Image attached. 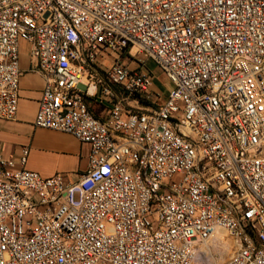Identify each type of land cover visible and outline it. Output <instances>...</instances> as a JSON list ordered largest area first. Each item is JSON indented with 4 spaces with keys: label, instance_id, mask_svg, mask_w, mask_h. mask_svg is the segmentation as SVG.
I'll return each instance as SVG.
<instances>
[{
    "label": "built area",
    "instance_id": "2783aa9c",
    "mask_svg": "<svg viewBox=\"0 0 264 264\" xmlns=\"http://www.w3.org/2000/svg\"><path fill=\"white\" fill-rule=\"evenodd\" d=\"M20 42L43 82L33 125L86 144L87 166L67 181L27 168V146L0 153V264H207L220 230L217 264H264V0H0L2 120ZM128 51L163 98L144 66H101Z\"/></svg>",
    "mask_w": 264,
    "mask_h": 264
},
{
    "label": "crops",
    "instance_id": "0c3cea01",
    "mask_svg": "<svg viewBox=\"0 0 264 264\" xmlns=\"http://www.w3.org/2000/svg\"><path fill=\"white\" fill-rule=\"evenodd\" d=\"M30 66L28 52L19 53L21 75L17 111L12 120L0 119V153L17 158L20 148L27 146V168L43 176L61 172L67 181H73L87 166L88 147L69 133L33 125L43 82L37 72L29 70ZM164 96L165 92L160 95V99ZM86 101L92 112L100 117L104 108L90 96L86 97Z\"/></svg>",
    "mask_w": 264,
    "mask_h": 264
},
{
    "label": "rangeland",
    "instance_id": "374dc122",
    "mask_svg": "<svg viewBox=\"0 0 264 264\" xmlns=\"http://www.w3.org/2000/svg\"><path fill=\"white\" fill-rule=\"evenodd\" d=\"M27 52L28 44L25 42H20L19 53L26 54ZM115 60L123 62L130 67L135 65L144 66L151 73L152 76L151 88L153 89V91H159L160 95H163V93L166 92V90L170 87L169 81L165 78L160 69L152 61L146 59L140 53L128 51L122 52L120 54H104L103 58H101L100 60L101 66H108ZM97 70L98 69H96V71ZM129 104L135 106L136 108L140 107L139 103L136 104L134 102H129ZM141 104H147V102L141 101ZM218 235L223 236V240L220 238L207 242V264H217L224 261L228 257L231 250L234 248L233 243L230 241L227 235H225V231L220 230Z\"/></svg>",
    "mask_w": 264,
    "mask_h": 264
},
{
    "label": "trees",
    "instance_id": "16d2710c",
    "mask_svg": "<svg viewBox=\"0 0 264 264\" xmlns=\"http://www.w3.org/2000/svg\"><path fill=\"white\" fill-rule=\"evenodd\" d=\"M141 101H145V100H139L140 103H141Z\"/></svg>",
    "mask_w": 264,
    "mask_h": 264
},
{
    "label": "bare ground",
    "instance_id": "6f19581e",
    "mask_svg": "<svg viewBox=\"0 0 264 264\" xmlns=\"http://www.w3.org/2000/svg\"><path fill=\"white\" fill-rule=\"evenodd\" d=\"M209 245V244H208Z\"/></svg>",
    "mask_w": 264,
    "mask_h": 264
}]
</instances>
